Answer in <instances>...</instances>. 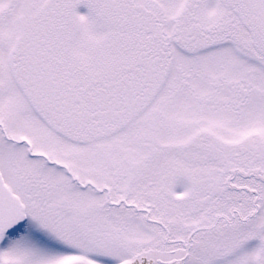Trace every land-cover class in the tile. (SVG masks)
<instances>
[{
  "label": "snow or ice",
  "instance_id": "snow-or-ice-1",
  "mask_svg": "<svg viewBox=\"0 0 264 264\" xmlns=\"http://www.w3.org/2000/svg\"><path fill=\"white\" fill-rule=\"evenodd\" d=\"M0 264H264V0H0Z\"/></svg>",
  "mask_w": 264,
  "mask_h": 264
}]
</instances>
